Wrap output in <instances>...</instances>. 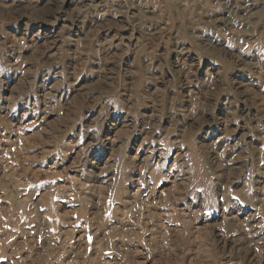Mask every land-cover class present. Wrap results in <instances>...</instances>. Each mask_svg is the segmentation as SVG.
<instances>
[{
  "label": "rangeland",
  "instance_id": "obj_1",
  "mask_svg": "<svg viewBox=\"0 0 264 264\" xmlns=\"http://www.w3.org/2000/svg\"><path fill=\"white\" fill-rule=\"evenodd\" d=\"M0 264H264V0H0Z\"/></svg>",
  "mask_w": 264,
  "mask_h": 264
}]
</instances>
